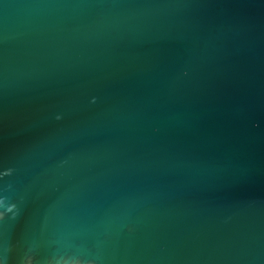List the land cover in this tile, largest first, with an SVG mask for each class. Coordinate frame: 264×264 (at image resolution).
<instances>
[{
  "label": "water",
  "instance_id": "obj_1",
  "mask_svg": "<svg viewBox=\"0 0 264 264\" xmlns=\"http://www.w3.org/2000/svg\"><path fill=\"white\" fill-rule=\"evenodd\" d=\"M0 264H264V0H0Z\"/></svg>",
  "mask_w": 264,
  "mask_h": 264
}]
</instances>
